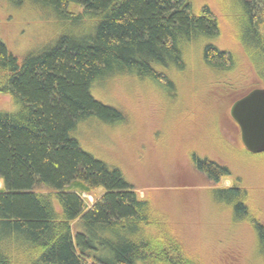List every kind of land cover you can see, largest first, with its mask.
Segmentation results:
<instances>
[{"label": "trees", "instance_id": "16d2710c", "mask_svg": "<svg viewBox=\"0 0 264 264\" xmlns=\"http://www.w3.org/2000/svg\"><path fill=\"white\" fill-rule=\"evenodd\" d=\"M37 1L75 27L37 54H15L0 39V94L15 106L0 110V264H205L188 250L177 220L149 196L152 189L138 197L120 167L83 148L79 127L132 120L129 110L92 94L115 77L134 75L163 97L166 87L185 88L178 72L189 65L202 82L229 93L241 87L234 81L248 65L264 87V0H237L244 33L235 35L237 51L209 42L218 19L192 0ZM198 150L187 151L194 171L215 183L232 174ZM99 187L89 205L82 194ZM217 191L231 204L240 201L234 212L254 233L246 263L264 264L263 222L250 218L236 183Z\"/></svg>", "mask_w": 264, "mask_h": 264}, {"label": "rangeland", "instance_id": "374dc122", "mask_svg": "<svg viewBox=\"0 0 264 264\" xmlns=\"http://www.w3.org/2000/svg\"><path fill=\"white\" fill-rule=\"evenodd\" d=\"M15 2L0 0V39L15 54L40 53L54 45L61 33L75 27L50 5L37 0ZM192 2L196 9L206 5L218 19V35L209 42L237 51L235 35H244L237 0ZM188 67L178 72L185 88L176 85L173 91L166 87L163 97L155 91V84L139 83L131 74L96 84L93 96L129 110L132 120L124 126L84 123L79 127V141L89 153L120 167L138 197H147L152 189L149 196L177 220L184 243L199 260L205 264H248L254 233L234 212L240 201L231 204L217 189L236 183L250 218L264 224V154L240 147L239 128L229 115L238 95L262 85L245 65L236 72L241 80L234 81L241 87L226 93L221 84L202 82L198 67ZM243 76L249 85L245 88ZM255 83L257 86H253ZM0 110H15L7 95L0 94ZM191 149L227 165L232 174L218 183L207 179L189 165L187 151ZM1 183L0 178V187ZM102 191L99 187L82 197L90 205ZM250 261L258 264L255 259Z\"/></svg>", "mask_w": 264, "mask_h": 264}, {"label": "water", "instance_id": "95a60500", "mask_svg": "<svg viewBox=\"0 0 264 264\" xmlns=\"http://www.w3.org/2000/svg\"><path fill=\"white\" fill-rule=\"evenodd\" d=\"M229 115L239 128L244 148L251 153L264 152V87H253L236 99Z\"/></svg>", "mask_w": 264, "mask_h": 264}]
</instances>
